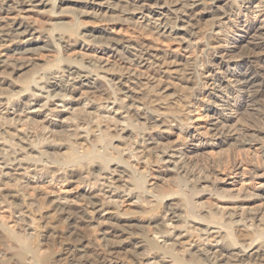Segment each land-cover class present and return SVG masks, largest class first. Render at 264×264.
<instances>
[{
  "label": "bare ground",
  "instance_id": "1",
  "mask_svg": "<svg viewBox=\"0 0 264 264\" xmlns=\"http://www.w3.org/2000/svg\"><path fill=\"white\" fill-rule=\"evenodd\" d=\"M239 16L250 18L246 36L231 39ZM211 58L224 63L221 74ZM233 75L242 98L229 109L251 113L240 125L190 130L191 113L206 118L220 97L209 86ZM216 135L235 145L194 160L188 154L213 146L179 148ZM253 141L264 147V0H0V264H264V201L200 200L203 191L264 196L255 182L264 152ZM151 164L165 166L157 178L173 176L165 189L148 184ZM236 175L234 191L219 185ZM125 199L141 210L121 211ZM84 224L98 229L99 247ZM59 235L52 256L45 246Z\"/></svg>",
  "mask_w": 264,
  "mask_h": 264
},
{
  "label": "rangeland",
  "instance_id": "2",
  "mask_svg": "<svg viewBox=\"0 0 264 264\" xmlns=\"http://www.w3.org/2000/svg\"><path fill=\"white\" fill-rule=\"evenodd\" d=\"M249 19V20H248ZM246 19V22L244 21V17L243 16H239L235 22V24L237 25L236 27L232 28V31H229L227 35H229V37H231V39H234L235 37L241 36L243 38H245L246 34L244 32H242V28L244 26V24L248 23V21H250V18ZM253 22H258V19H251ZM204 25V22H201V26ZM232 25V24H229ZM229 25L225 26L226 29L229 28ZM116 29H120V27L118 26ZM128 32H131V30L127 29ZM200 35H202V32L200 31ZM161 43V42H160ZM161 44H163L164 47L171 49L173 51L178 52L180 55H184V56H189V57H194L195 56V50H188V49H184L183 47H181L178 44H174L173 42H162ZM241 44H244V42H241ZM77 51V50H76ZM236 52H238V49H236L235 51L232 52V54H235ZM46 54V53H45ZM45 54L41 53L40 57L43 58L45 56ZM231 54V55H232ZM219 55V54H218ZM202 58V57H201ZM200 58V59H201ZM213 58V57H212ZM210 59V65L211 68L209 69L207 67V64H205V68L211 70L212 68L214 69L213 74H221L222 70L225 69V66L223 62H221V60L219 58H215V59ZM203 59V58H202ZM226 60V58L224 59ZM228 69L231 70H238L240 67L239 65L236 63L235 61H229L228 62ZM216 67H221V69H217ZM208 72L205 73V75H207ZM239 78V76L233 75L231 76V78L226 79L224 78L223 83L221 85V87H217L215 85L213 86H209L212 87V89H209L208 91L210 93L213 92H221L220 97L217 99V101L212 104V109L211 111H209L210 113L208 114V116L206 118H201V120H196V116L193 113H191V126H190V130H193L194 126L196 128H199L202 130V128L206 125L207 127L210 128V130H213V128L216 126V124L220 123L221 120H227L229 123H235V124H239L240 122L237 121L238 117L240 116L241 113L246 112L247 110L245 109V107H240L238 110H231L229 109V105L232 102H235V100H238L242 97L239 96L240 92H235V88H237L238 86V82L234 81L237 80ZM211 81H208V83L210 84ZM223 88V89H222ZM222 89V90H221ZM75 96V98H78L79 93L75 92L73 94ZM192 102H194V99H190ZM245 100V98H244ZM193 107H191L190 105V109H192ZM246 110V111H245ZM250 112L251 111H247ZM194 115V116H192ZM68 113L65 112V114H58V115H49L47 116V119L51 120V121H58V120H62L63 118L67 117ZM46 124V123H45ZM176 128L174 127L171 131L170 137L169 139L172 140L174 143L176 142L175 139L177 138L176 135ZM238 135V133L236 131H231L228 136H233L236 139L238 137H236ZM197 136L193 139V140H187L185 141V145L181 146L179 148H193L195 145L198 144H202V145H210L213 146V149L207 148V149H202L199 152H191L190 154H188L189 158L191 160H194L195 158H199V157H205L207 156V154L213 150V153H223L225 151H230L232 149L231 144H234V141H229L228 143H224L222 145H219L221 139L220 136H214L212 137L208 143H206L205 140H202L201 143H198L199 141H197ZM239 140V138H238ZM252 149H258V151L260 153H263V149L264 147H260V142L258 141H253L252 143ZM235 145V144H234ZM164 164H151V168L149 169L150 172V176L148 177L149 180V185L151 184V186L153 185H157L159 188H161L162 190L165 189L166 187H168L166 185V183L170 180H172L173 176L172 175H167L164 178L160 179L157 178V174L158 171L160 170H165V166H162ZM239 178L240 175H236V176H226L224 177V180L219 181V185L221 186H225L226 188H228L231 191H234L235 189L238 188L239 186ZM247 181V180H246ZM256 184L259 182L260 184L264 185V174L255 179ZM170 185V184H169ZM75 186V183H69L67 185H64L65 189H73V187ZM46 188H39L38 192L42 193V192H47V190H50V187L48 185L45 184ZM51 189L56 190V188L53 186L51 187ZM204 193L200 194V200L204 201V202H208L212 207L215 206H226L227 208H231L232 206H242L247 208H256V207H261L262 206V202L264 201V196L262 197H246V198H237V199H225V200H221V199H216L215 197L209 196L208 192L203 191ZM258 193L260 192L261 194H264V189L263 190H258ZM58 193V191L56 192ZM33 196L35 195L34 193H31ZM74 195H69V198H72ZM81 203V202H80ZM120 209L123 212H129V211H134V210H141L140 208H136V207H132L131 203L129 200H124L123 203L120 205ZM41 213L43 211V213H48L51 216H53V211L50 209V207L48 205H45L42 210H40ZM87 211H89V208H87ZM5 215L8 216V213H5ZM138 217L142 218L145 217L146 214L144 212L137 214ZM53 219V218H52ZM56 224V223H55ZM62 225L58 224L57 228L58 229H62L61 227ZM96 227V226H95ZM95 227H92V225L87 226L86 224L82 225L81 227V231L82 234L89 240L93 241V245L94 246H100L101 245V241L99 239V235H98V229H96ZM60 235L59 236H55L53 237L52 241L49 243L50 245H46L45 248L52 253V256L55 255L60 252ZM51 255V254H50ZM52 257V259H55L56 257ZM125 258V257H124ZM125 260V259H124ZM127 261L126 264H131V261L134 260H129L126 259L125 262ZM129 262V263H128ZM134 263V262H133ZM137 264V263H136ZM141 264V262L139 263Z\"/></svg>",
  "mask_w": 264,
  "mask_h": 264
}]
</instances>
